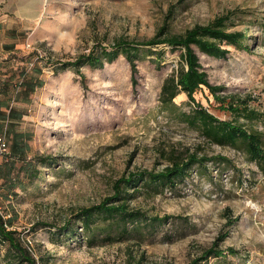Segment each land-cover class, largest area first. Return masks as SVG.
Returning a JSON list of instances; mask_svg holds the SVG:
<instances>
[{
	"label": "rangeland",
	"instance_id": "1",
	"mask_svg": "<svg viewBox=\"0 0 264 264\" xmlns=\"http://www.w3.org/2000/svg\"><path fill=\"white\" fill-rule=\"evenodd\" d=\"M227 9L240 13L230 30L247 32V48L223 43L227 54L215 58L191 47L208 82L222 87L219 95L226 101L247 96L248 105L264 113V0H0V83L9 79L8 95L15 96L10 104L23 113L7 127L30 134L26 160L50 157L53 162L37 163L38 172L28 176L22 160L12 159L3 122L0 133L5 134L7 152L0 156V213L9 220L8 228L31 241V252L41 264H188L226 231L218 246L234 252L209 257L206 264H264V174L241 143L218 145L180 119V111L194 109L184 92L173 99L176 109L160 102L161 84L178 68L182 47H139L135 73L120 52L103 59L100 67L82 64L78 72L61 65L90 50L98 54L99 46L120 37L139 42L160 28V38L180 35ZM34 66L42 84L25 100L13 89L21 68L35 75ZM55 89L61 105L54 109L67 101L86 112L96 107V119L86 122L80 136L67 138L51 128L52 141L47 140L42 120ZM113 95L128 101L114 113L109 109ZM194 99L220 120L261 131L264 139V121L236 119L205 87ZM192 153L218 154L228 161L194 163L173 187L139 183L128 190V206L145 218L129 223L127 234L121 226L106 227L108 220L101 217L87 229L82 226L79 209L109 196L121 175L160 171ZM226 208L236 218L230 226ZM163 215L171 218L149 220ZM0 264H15L2 243Z\"/></svg>",
	"mask_w": 264,
	"mask_h": 264
},
{
	"label": "trees",
	"instance_id": "2",
	"mask_svg": "<svg viewBox=\"0 0 264 264\" xmlns=\"http://www.w3.org/2000/svg\"><path fill=\"white\" fill-rule=\"evenodd\" d=\"M236 9H227L221 15L214 17L205 24H196L185 30L180 35H170L160 38L163 28H160L154 36L143 41H128L124 38L115 39L109 46H99V53L90 50L86 55H79L73 61L62 63L64 67H72L76 72L82 64L100 67L103 64V59L111 60L117 53L124 54L126 60L130 64L131 71L135 73V58L139 47L149 48L157 46V44L165 43L171 48L182 47L181 61L178 68L168 76H166L160 87L159 99L162 106L168 110L176 109L173 99L180 92H184L187 98L193 102L194 109L190 113L184 111L179 112V117L189 126L198 128L201 134L209 141L218 145H228L241 143L244 146L248 158L255 162L258 169L264 174V139L262 132L257 130H249L237 121L220 120L213 114L209 113L206 108L195 101L194 93L205 87L213 99L219 102L222 110L229 112L237 118L245 117L248 120L259 118L264 121V113H259L256 109L248 105V98L237 97L226 101V97L219 95L220 86L211 85L207 80V75L201 64L192 45H195L200 51L212 57H224L227 54V49L221 45L228 44L242 49L247 48L245 43L247 32L234 29L238 21L240 13ZM161 55L160 51L156 52ZM34 69V70H33ZM35 75L27 73L23 68L20 70V81L17 86H14L15 95H22L25 100L34 92V90L42 84L39 78L40 69L33 67ZM9 79L0 83V132L2 123L5 122L6 129L11 137L10 151L12 159L22 160L21 168H25L26 174L33 177L38 171L37 163H45L48 166L52 164L50 157H34L35 161L26 160L27 138L30 134H19L11 131L12 122L21 118L23 113L18 112L10 104L14 97H10ZM2 96V97H1ZM8 126V127H7ZM6 154V153H5ZM5 154L1 155L4 156ZM206 161H222L227 162L228 159L222 155L213 156H197L196 154H188L185 158H178L160 171L138 170L131 171L121 175L112 183V193L104 197L99 203L88 207H82L77 212V217L82 221V226L86 229L93 222L95 217H101L108 220L105 223L106 227L113 225L121 226L122 234H127L128 224L145 218V215L139 209L130 208L127 204L128 190H134L139 183L143 184H167L170 187L175 185L177 180L187 176L189 168L197 163L203 165ZM9 165V168H13ZM2 176H6L3 175ZM224 216L226 225L230 226L236 221L235 217L230 214L229 208L225 209ZM171 218L170 215L161 217L151 216L149 220L152 222H162ZM9 220L3 219L0 213V244L7 245L8 252L12 256L15 264H41L21 240L20 235L14 229L7 227ZM46 225L45 223H37L36 225ZM67 224L63 228H67ZM60 228H56L59 230ZM227 235V231L218 236L210 247L204 249L199 255L192 258L188 264H203L208 261L209 257H223L224 252L233 253L234 250L229 248L223 250L218 244Z\"/></svg>",
	"mask_w": 264,
	"mask_h": 264
},
{
	"label": "bare ground",
	"instance_id": "3",
	"mask_svg": "<svg viewBox=\"0 0 264 264\" xmlns=\"http://www.w3.org/2000/svg\"><path fill=\"white\" fill-rule=\"evenodd\" d=\"M50 88V86L48 87ZM60 91L55 89L54 96L49 101V109L44 113V117L42 123L45 124L46 128V138L48 141H52V139L48 136L49 130L52 129H60L63 135L67 138H72L76 136H80V130L85 126L86 122H93L95 118L94 109L96 107L91 106L92 109L89 112L84 110H79V106L74 104V102L67 101L63 104L60 110L54 109L57 104H60ZM182 95H176L175 97L179 98ZM113 102L109 109L114 113L117 111L116 107L119 105H126L128 101L126 99H122L119 95H113ZM61 105V104H60Z\"/></svg>",
	"mask_w": 264,
	"mask_h": 264
},
{
	"label": "built area",
	"instance_id": "4",
	"mask_svg": "<svg viewBox=\"0 0 264 264\" xmlns=\"http://www.w3.org/2000/svg\"><path fill=\"white\" fill-rule=\"evenodd\" d=\"M7 152V141H6V138H5V134H1L0 133V156L5 154ZM22 242L24 243V245L29 249L31 250L30 248V244H31V241L29 239H22Z\"/></svg>",
	"mask_w": 264,
	"mask_h": 264
}]
</instances>
